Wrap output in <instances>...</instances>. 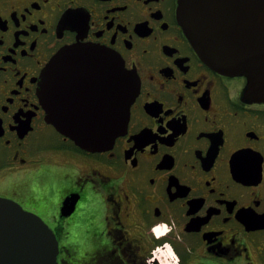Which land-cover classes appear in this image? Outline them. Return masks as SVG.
<instances>
[{
    "label": "flooded vegetation",
    "instance_id": "1",
    "mask_svg": "<svg viewBox=\"0 0 264 264\" xmlns=\"http://www.w3.org/2000/svg\"><path fill=\"white\" fill-rule=\"evenodd\" d=\"M179 3L0 0V197L53 230L58 264H264V97L204 62ZM75 45L110 50L137 89L100 151L58 128L119 105L108 76L62 56ZM53 59L58 126L40 98ZM73 228L94 245L83 257L64 243Z\"/></svg>",
    "mask_w": 264,
    "mask_h": 264
},
{
    "label": "water",
    "instance_id": "2",
    "mask_svg": "<svg viewBox=\"0 0 264 264\" xmlns=\"http://www.w3.org/2000/svg\"><path fill=\"white\" fill-rule=\"evenodd\" d=\"M178 17L205 63L218 72L248 78L251 93L264 97V0H180ZM83 61L108 76L118 94L117 109L103 113L102 125L59 127L55 119L53 81L58 65L53 59L41 81L40 98L47 121L88 151L113 145L127 128L130 107L137 95L134 79L110 50L75 45L62 55ZM73 208L65 202L63 214ZM57 238L36 214L15 201L0 197V264H58Z\"/></svg>",
    "mask_w": 264,
    "mask_h": 264
},
{
    "label": "clouds",
    "instance_id": "3",
    "mask_svg": "<svg viewBox=\"0 0 264 264\" xmlns=\"http://www.w3.org/2000/svg\"><path fill=\"white\" fill-rule=\"evenodd\" d=\"M109 239L110 238L105 237V242H108ZM64 243L73 247L80 257H83L86 251L94 247V245L87 239L83 238L75 228L71 229L70 233L65 236Z\"/></svg>",
    "mask_w": 264,
    "mask_h": 264
},
{
    "label": "rangeland",
    "instance_id": "4",
    "mask_svg": "<svg viewBox=\"0 0 264 264\" xmlns=\"http://www.w3.org/2000/svg\"><path fill=\"white\" fill-rule=\"evenodd\" d=\"M167 258H169L172 263L173 261H175V258H176L174 256L173 251L170 248L167 249Z\"/></svg>",
    "mask_w": 264,
    "mask_h": 264
}]
</instances>
